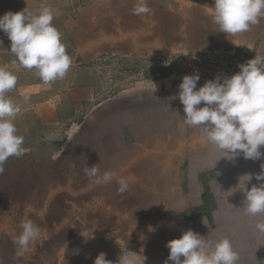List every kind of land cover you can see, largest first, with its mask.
I'll return each instance as SVG.
<instances>
[{"label":"crops","instance_id":"1","mask_svg":"<svg viewBox=\"0 0 264 264\" xmlns=\"http://www.w3.org/2000/svg\"><path fill=\"white\" fill-rule=\"evenodd\" d=\"M137 2L72 0L67 5L68 18L62 22L72 66L62 80L44 83L35 69L14 64L13 53L0 60V67L18 78L6 95L20 105L15 124L25 148L22 157L8 159L0 175V251L17 250L14 241L28 219L40 229V239L28 250H38L55 232L46 228L53 216L50 204L62 202L74 219L94 211L102 220L95 233L105 237L97 240L95 255L104 253L108 264H125L126 258L131 264H164L167 242L183 232L191 229L205 239L217 234L219 227L212 223L220 202L245 198L240 190L230 195L233 187L247 184L245 174L252 176L249 190L264 183L255 179L264 156L252 160L241 153L219 160L222 153L200 130L183 123L178 98L183 76L173 74L175 65L158 75L151 68L191 51L245 50L264 57V20L228 36L213 22L214 0H147L151 14L135 15ZM132 60L145 62L144 80L127 78ZM93 165L101 174L126 178L129 189L118 195L115 179L106 184L90 180L84 169ZM77 202L83 204L78 209ZM86 218L91 225L87 237L94 236L92 215ZM254 218L260 221L264 215ZM125 219L135 221L134 230L122 229ZM255 224L246 235L264 234ZM238 243L233 246L238 264L243 254L248 263L264 264V237L245 248ZM251 252L262 257L252 261Z\"/></svg>","mask_w":264,"mask_h":264},{"label":"clouds","instance_id":"2","mask_svg":"<svg viewBox=\"0 0 264 264\" xmlns=\"http://www.w3.org/2000/svg\"><path fill=\"white\" fill-rule=\"evenodd\" d=\"M151 12L147 0H138L133 8L135 15ZM53 19L49 8L37 12L25 8L0 16V30L10 40V51L16 57L13 63L18 61L27 70L35 69L46 84L64 79L72 66L62 34L53 25ZM261 20H264V0H214L213 22L228 36L248 32ZM191 54L195 58V52ZM239 68L238 73L223 79L218 75L199 89L198 73L183 76L179 85L178 98L185 113L183 123L200 130L201 136L222 153L219 160H234L241 153L245 159L252 160L264 156L260 151L264 146V60L255 56ZM17 79L15 74L0 67V175L10 157L19 158L25 154L24 137L18 134L15 124L21 108L6 95L16 87ZM261 169L255 175L257 181H264V164ZM84 172L95 183L106 184L115 179L118 195L129 189L126 178H117L111 171L101 174L98 165L86 167ZM245 175L249 182L252 176ZM247 184L233 187L236 190L230 195L237 190L244 193L242 209L245 215H264V183L254 185L250 190L246 188ZM20 227L22 232L14 241L16 257L22 256L40 239V229L32 220L23 221ZM255 228L264 232V221H257ZM166 247L169 255L164 264H238L239 261V254L227 237L213 242L191 229L183 232L180 238L168 241ZM108 262L105 254L100 253L94 264ZM0 264H4L3 258H0ZM125 264H131L130 260L126 258Z\"/></svg>","mask_w":264,"mask_h":264},{"label":"rangeland","instance_id":"3","mask_svg":"<svg viewBox=\"0 0 264 264\" xmlns=\"http://www.w3.org/2000/svg\"><path fill=\"white\" fill-rule=\"evenodd\" d=\"M72 0H0V16H3L6 12H19L25 8L29 9L32 12H37L43 8H49L54 15V19L52 21L53 25L60 31L62 34V42L66 45V48L70 45V39L67 34V29L64 27V23L62 20H67V16L69 11H66L68 8V4ZM10 40L8 39L7 35L0 30V60L4 63L5 58L10 57ZM7 59V58H6ZM11 59V58H9ZM172 59V58H171ZM170 60V59H169ZM168 59L158 63H155L157 68L154 67L153 64L151 68L154 70V75L159 74L162 70L167 68ZM143 61V60H142ZM137 62L132 60L133 67L130 70V74H127V78H131L132 80H144L147 77L146 69L144 67V63ZM146 61V60H144ZM1 65V64H0ZM4 65V64H3ZM175 72L173 74L185 76L187 75L188 68H185L182 65L174 64ZM128 66V65H127ZM150 68V67H149ZM169 68H172L169 66ZM185 69V71H184ZM180 70H183L182 73ZM189 74V73H188ZM225 189V188H223ZM251 189V188H250ZM222 190V188H221ZM227 194V193H226ZM228 195H226L227 197ZM62 197V196H61ZM84 198V196H82ZM223 199L225 198L222 195ZM232 196L230 199H227L225 202H220V211L215 216V223L213 227L216 226L217 234L215 236L207 235V240L210 241H219L225 237H227L233 244H236L238 241V245L242 244L243 248L246 247V244L252 245L254 242L262 241L264 234L262 235H246L247 227H250L252 224L257 223V218L253 216H247L243 212V201L244 197H236ZM75 205V204H74ZM81 203H76V208L78 209L79 206H82ZM68 204H63L62 202H56L50 204V214H53L52 218H48L46 220L47 226L49 230H53V234L49 235L47 239H45L44 243L38 248V250H27L24 254L20 257H16L15 253L17 250L14 251H0V258H3L4 264H91L94 263L98 254L96 253L97 240L101 238L103 240L102 235H98L95 233L97 231V225L102 221L98 219V215L93 211L89 212L83 217H78L74 219L73 216H70L66 207ZM48 213V215H49ZM47 215V216H48ZM92 215V219L90 221L93 222V229H94V236H88L90 233L85 232L86 228L91 227L89 219L86 218ZM56 216V217H54ZM49 217V216H48ZM76 220V221H75ZM209 221V217L207 218ZM111 220L110 223L112 226L115 225L117 221ZM125 224H121L122 229L124 227L134 230L135 221L130 219H125ZM260 221H264V218ZM138 222V220L136 221ZM212 222V221H209ZM125 228V229H126ZM237 229V233H235ZM57 231V232H56ZM85 232V233H83ZM232 232V233H231ZM87 233V234H86ZM231 233V234H230ZM235 233V234H234ZM114 236V235H113ZM123 237H127L126 235H122ZM91 237V238H90ZM93 237L94 241L91 240ZM130 238H134L133 234L129 235ZM214 237V238H213ZM215 240V241H214ZM94 244L93 247L95 249L91 251H85V246L90 244ZM85 245V246H84ZM126 246L132 248V245L127 243ZM251 245H248L247 248H253ZM254 245V244H253ZM32 246V245H31ZM66 248V249H65ZM129 251V250H127ZM127 253V252H126ZM129 252V256H131ZM244 253V252H243ZM251 252L250 257L253 260L260 259L261 254L258 252ZM94 254V256H92ZM244 259H242V264H251L248 263L249 261L245 260L246 256L243 254Z\"/></svg>","mask_w":264,"mask_h":264},{"label":"built area","instance_id":"4","mask_svg":"<svg viewBox=\"0 0 264 264\" xmlns=\"http://www.w3.org/2000/svg\"><path fill=\"white\" fill-rule=\"evenodd\" d=\"M195 52V58L191 53ZM258 56L262 60L264 57L256 53H248L245 50H208V51H191L184 55H179L174 58H168V66L172 64H180L188 68L189 74H199L197 89L202 87L206 81L214 80L218 75L223 79L230 77L240 71L239 65L254 59Z\"/></svg>","mask_w":264,"mask_h":264}]
</instances>
